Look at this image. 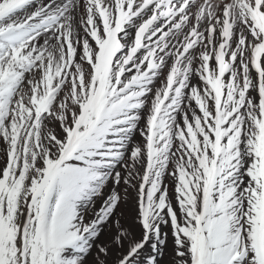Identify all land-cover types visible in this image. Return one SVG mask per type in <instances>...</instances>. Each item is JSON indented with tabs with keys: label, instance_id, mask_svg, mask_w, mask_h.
<instances>
[{
	"label": "snow or ice",
	"instance_id": "snow-or-ice-1",
	"mask_svg": "<svg viewBox=\"0 0 264 264\" xmlns=\"http://www.w3.org/2000/svg\"><path fill=\"white\" fill-rule=\"evenodd\" d=\"M0 150V264H264V0H0Z\"/></svg>",
	"mask_w": 264,
	"mask_h": 264
},
{
	"label": "bare ground",
	"instance_id": "bare-ground-1",
	"mask_svg": "<svg viewBox=\"0 0 264 264\" xmlns=\"http://www.w3.org/2000/svg\"><path fill=\"white\" fill-rule=\"evenodd\" d=\"M165 183L169 187L170 194H172L174 192V182H173L172 178L171 177L166 178ZM121 191L123 194V186L121 187ZM130 191H131V195L128 197V201L126 202L128 207H129V213H127V215L129 217L132 216V210H133L132 199L135 195V190H130ZM161 230H162V232H165V229H161ZM169 234H170V237H168L167 250L170 252L166 253V257H165L166 260L171 259L174 256V252H173L174 244H173V238L171 236L170 230H169Z\"/></svg>",
	"mask_w": 264,
	"mask_h": 264
},
{
	"label": "rangeland",
	"instance_id": "rangeland-1",
	"mask_svg": "<svg viewBox=\"0 0 264 264\" xmlns=\"http://www.w3.org/2000/svg\"><path fill=\"white\" fill-rule=\"evenodd\" d=\"M4 164H5V157L3 155L2 150H0V169L3 168ZM120 211L122 213H125V214L129 213V207H128L127 203H124V204L121 205ZM161 229H165V232H168V233H169V230H170L169 227L165 226V225H162ZM169 237H170V234H169Z\"/></svg>",
	"mask_w": 264,
	"mask_h": 264
}]
</instances>
